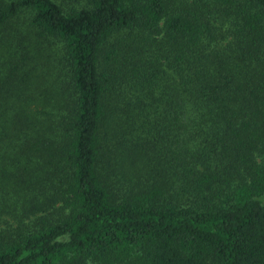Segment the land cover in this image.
Masks as SVG:
<instances>
[{"label": "trees", "instance_id": "1", "mask_svg": "<svg viewBox=\"0 0 264 264\" xmlns=\"http://www.w3.org/2000/svg\"><path fill=\"white\" fill-rule=\"evenodd\" d=\"M0 264H264V0H0Z\"/></svg>", "mask_w": 264, "mask_h": 264}]
</instances>
